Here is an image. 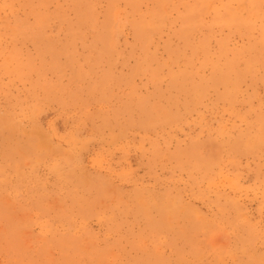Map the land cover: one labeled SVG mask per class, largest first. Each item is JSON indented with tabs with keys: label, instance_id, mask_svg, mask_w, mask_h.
Returning <instances> with one entry per match:
<instances>
[{
	"label": "rangeland",
	"instance_id": "374dc122",
	"mask_svg": "<svg viewBox=\"0 0 264 264\" xmlns=\"http://www.w3.org/2000/svg\"><path fill=\"white\" fill-rule=\"evenodd\" d=\"M0 264H264V0H0Z\"/></svg>",
	"mask_w": 264,
	"mask_h": 264
},
{
	"label": "bare ground",
	"instance_id": "6f19581e",
	"mask_svg": "<svg viewBox=\"0 0 264 264\" xmlns=\"http://www.w3.org/2000/svg\"><path fill=\"white\" fill-rule=\"evenodd\" d=\"M18 2V1H17ZM27 6V5H26ZM165 7H166V5H165ZM54 8V7H53ZM123 10V9H122ZM209 10V9H208ZM16 11V10H15ZM52 13V12H51ZM38 14V13H37ZM119 14V13H118ZM82 15H83V13H82ZM166 15V14H165ZM30 17V16H29ZM83 18V17H82ZM53 19H55V18H53ZM123 19V18H122ZM153 19V18H152ZM41 20V19H40ZM78 21V20H77ZM89 22V21H88ZM113 22V21H112ZM64 23V22H63ZM117 23V22H116ZM94 26V25H93ZM6 27V26H5ZM39 31V30H38ZM187 32V31H186ZM12 33V32H11ZM37 35V34H36ZM111 35V34H110ZM108 37H110V36H108ZM26 38V37H25ZM80 43V42H79ZM105 47V46H104ZM51 53H52V51H51ZM98 53V52H97ZM127 54V53H126ZM2 57V56H1ZM140 64V63H139ZM140 66V65H139ZM77 68V67H76ZM90 71V70H89ZM91 72V71H90ZM103 73V72H102ZM192 74V73H191ZM37 76V75H36ZM79 76V75H78ZM160 100V99H159ZM25 106V105H24ZM154 107V106H153ZM18 110V109H17ZM156 112V111H155ZM162 114V113H161ZM261 126V125H260ZM100 138V137H99ZM87 139V138H86ZM260 139V138H259ZM258 143V142H257ZM253 144V143H252ZM255 144V143H254ZM250 145V144H249ZM175 205V204H174ZM148 208V207H147ZM221 258V257H220Z\"/></svg>",
	"mask_w": 264,
	"mask_h": 264
}]
</instances>
